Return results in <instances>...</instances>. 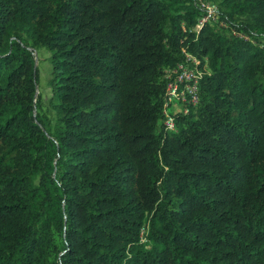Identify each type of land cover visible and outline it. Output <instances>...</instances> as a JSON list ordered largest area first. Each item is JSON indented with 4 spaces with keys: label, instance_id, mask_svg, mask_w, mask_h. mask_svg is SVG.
<instances>
[{
    "label": "trees",
    "instance_id": "16d2710c",
    "mask_svg": "<svg viewBox=\"0 0 264 264\" xmlns=\"http://www.w3.org/2000/svg\"><path fill=\"white\" fill-rule=\"evenodd\" d=\"M216 1L247 38L197 0H0V264H264V0ZM185 53L206 70L170 130Z\"/></svg>",
    "mask_w": 264,
    "mask_h": 264
},
{
    "label": "built area",
    "instance_id": "2783aa9c",
    "mask_svg": "<svg viewBox=\"0 0 264 264\" xmlns=\"http://www.w3.org/2000/svg\"><path fill=\"white\" fill-rule=\"evenodd\" d=\"M201 15L197 27L202 23L215 24L220 29H228L232 35L247 38L229 27L226 20L220 18L219 7L210 0H197ZM198 59L185 53L184 59L174 66L163 69L162 78L166 82L165 96L163 99L162 114L166 128L173 130L174 115L186 114L189 109H195L199 102V79L206 70V66L198 67ZM144 229L140 231L141 241H144Z\"/></svg>",
    "mask_w": 264,
    "mask_h": 264
},
{
    "label": "rangeland",
    "instance_id": "374dc122",
    "mask_svg": "<svg viewBox=\"0 0 264 264\" xmlns=\"http://www.w3.org/2000/svg\"><path fill=\"white\" fill-rule=\"evenodd\" d=\"M210 1H213L215 4L218 3V1L216 0H210ZM216 28L220 32L227 34L229 33L228 29H220L217 26ZM243 35L246 36L245 34ZM33 55H34L35 66L38 71L37 74L38 80H37L36 93H35L36 97L38 98L37 100L38 110L42 112V114L45 115L49 120H52L53 110L50 102L51 91L47 84V80L50 76V64L48 60L49 52L45 48H38L33 51ZM52 244L55 247L58 246V238L56 236L55 238L52 237ZM48 251H49V255L46 258V262L47 264H51L54 256L51 247L48 248Z\"/></svg>",
    "mask_w": 264,
    "mask_h": 264
}]
</instances>
